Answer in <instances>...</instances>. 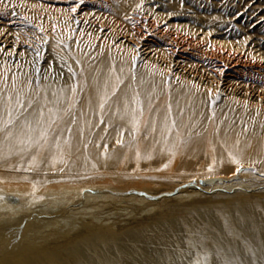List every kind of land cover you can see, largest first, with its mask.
<instances>
[{
  "label": "rangeland",
  "instance_id": "1",
  "mask_svg": "<svg viewBox=\"0 0 264 264\" xmlns=\"http://www.w3.org/2000/svg\"><path fill=\"white\" fill-rule=\"evenodd\" d=\"M166 1L223 28L221 38L231 43L230 52L236 59H232L229 66L233 70H241L238 77L231 74V69L220 73L223 69L221 62L210 57L208 42L211 39H193L190 28L178 30V20L166 22L162 19L160 13L166 11L161 9L159 0H0V212L5 210L6 203L18 201L23 207L41 203L58 209V213L63 211L62 215L67 216L69 203L77 202L76 207L72 206L75 214L65 218V222L54 223V217H51L47 220L52 224L39 233H34L38 228L32 229L30 234H34L31 238L39 246L40 234L44 238L48 235L50 240L65 238L84 226L115 232L157 212L196 202L201 204L203 211L189 216L194 232L188 235L193 244L189 246L186 264H204L208 254L217 257V264H264V227L263 231L253 234L250 247L244 249L243 243L239 245L244 251L240 250L242 253L238 254V260L233 254H224L223 248L212 242L215 238L221 240L219 233L224 225H218V221L239 216L244 204H252L256 212L264 215V0ZM129 5H133L131 10ZM149 23L159 25L161 32L167 30L174 40L154 39L149 33ZM175 39L191 44L195 41L202 52L200 59L181 54ZM143 44L150 45L151 57L149 53H143ZM215 48L219 49L216 53L221 49L228 50L222 44L215 45ZM107 58L110 62H129L124 64L125 68L133 66L130 62L136 60L134 64L138 69L152 75V80L141 87V99L159 94L163 80L175 73L174 67L167 68V63L173 65L179 60L185 63L182 65L192 67L198 75L203 73L206 81L218 82L224 77L231 79L242 95L217 94L218 100H222L220 104L213 105L211 92L199 91L200 102L186 109L187 116L182 114L178 126L167 132L145 134L136 138L134 143L129 139L134 141L135 136L126 134L127 130L119 127L92 135L95 142L87 152L89 154L64 153L59 145L52 144L42 150L35 148L26 152L21 148L20 152L7 153L8 147L18 145L15 138L2 134L8 118L43 121L47 116H62L72 98L84 95L82 86L76 81L83 69L91 65L95 74L96 62ZM251 74L258 76L254 79ZM87 111L84 115L91 112L90 109ZM128 112L129 109L120 113L112 110L120 122L126 119ZM99 183L125 191L134 190L121 196L133 194L142 198V202L130 200L108 206L103 197L79 202L83 200L84 193L80 191L85 190V186ZM213 184L221 185L223 190L200 191L201 187ZM228 185L231 187L227 188ZM49 187L60 192L54 191L48 197L39 194ZM71 188L77 191H71ZM172 188L181 193L195 190L199 194L183 202H166L160 200L164 196L150 199L143 195L145 189L156 194ZM6 189L12 190L11 193ZM101 190L93 194H111L106 189ZM52 200H60L61 203L58 206ZM231 202L238 207H232ZM147 207L151 209L140 212ZM18 213L17 210L11 214L13 222L5 224V227L12 228L18 222L15 217ZM120 213L128 216L124 215L125 219H122ZM208 224L216 229L214 235ZM12 241L9 240V246L15 243ZM241 241L248 243L245 239ZM234 243L238 250L237 242Z\"/></svg>",
  "mask_w": 264,
  "mask_h": 264
},
{
  "label": "bare ground",
  "instance_id": "2",
  "mask_svg": "<svg viewBox=\"0 0 264 264\" xmlns=\"http://www.w3.org/2000/svg\"><path fill=\"white\" fill-rule=\"evenodd\" d=\"M159 4L161 6V9L166 11V13H160L162 19H164L166 22L178 20V30H185L186 28H188L189 30L190 28L193 39H211L208 42V46L211 47L210 57L221 62L223 69L220 70V73L227 71V69H231L229 65L232 63V59H235L232 56L233 54L230 52V47L232 46L231 43H229L227 40L221 38V35L223 34V28L218 27V23H212L206 18L201 17L196 13H191L190 11L180 6H175L172 3L167 2L166 0H159ZM133 5H135V3H133ZM133 5H129L130 7H128V9L131 10ZM149 24L151 28L149 30V33L150 36H152L154 39H159L161 41H163V38L170 41L174 40L173 36H171V33V35H168V32H166L167 30L161 32L158 29V27L160 28L159 25L157 27L152 23ZM138 29L140 28L138 27ZM168 31L170 30L168 29ZM177 35L175 34V36ZM185 38L188 37L186 36ZM174 42L175 45L179 46L180 50H178L181 54H185L188 57L192 56L194 59H200L199 56H202V52L198 49L199 46L195 41L193 44H191V42H187L186 40L184 42H180V40L179 42H177L175 39ZM148 44H143L142 48L143 53L146 55L150 51V45ZM221 44L225 47H228V50L221 49V52L219 51L216 53L215 51L219 49H216L215 45L217 46ZM153 52L155 53V50H153ZM225 53H227L226 56H224ZM168 57L169 56H167V58ZM107 62H110V59L107 58L105 59V61L98 60L96 62L97 65H94V67L97 69L95 74L92 73L93 71L91 65L83 69L81 74L77 77L76 81L80 86H82L84 95L81 98L78 96L72 98L68 102V106L66 107L65 112L64 114H62V116H47L43 121L41 119L27 120L24 118H8V123L5 125L6 128L3 130L2 134L7 137H13V139L15 138L18 145L15 144L16 146L14 147H8L7 153L11 155L14 152H20L21 148H23V150H25L26 152H31L35 148L42 150L46 146L48 147V145L52 144L57 146L59 145L61 152L64 153L73 155L89 154L87 152L90 151V149L92 148V144H94L95 142L92 141V135L97 132H109L114 128L119 127L125 128L127 130H125L127 132L126 134H129L132 137L135 136L134 141H132L133 138L129 139L130 142L134 143L136 142V138L144 136L145 134L152 135V133L167 132L168 130H171L172 128L178 126L182 114L187 116L186 109L189 106H192L193 104L195 105L200 102L201 92L199 91L211 92L210 94L213 97V105L217 103L220 104L222 100H218L217 94L225 93L232 96L241 93L242 95V92L233 86V84L235 85V83L232 84L231 79L224 77L223 79L218 80V82H212L211 80L206 81L203 78V73L201 74L202 76L200 75V73L198 75L196 73L197 71L194 72V70L191 69L192 67H186L187 65H184L185 63L179 60L174 62V64L172 63L173 65H169L167 63V68H171V66L174 67L173 70L175 71V73L174 75H168V78L163 80V85L160 87L159 94L147 98L142 97L143 99H141V87L143 83L145 84L146 81L150 82L152 80V75L138 69V66L134 64L136 63V60H132V62L134 63L130 62V64H132L133 66H129L128 68H125L124 64H129V62L119 63L115 61L110 62L109 64H107ZM182 63L184 64L182 65ZM151 67L153 69L156 68V66H154L153 64L151 65ZM109 68L111 69L109 70ZM231 70V74H236V76L237 74H240L239 72L241 71H238L236 69L233 70V68ZM258 75L251 74L250 77L256 79ZM245 89L246 88H244L243 90ZM259 90L261 91V89L258 88V91ZM49 94L52 96L50 92ZM87 109H90L91 112L88 115H84V111H87ZM126 109H129L130 112H128L126 119L122 122H120L118 117L113 115L112 113V110L114 112L118 111L120 113L122 111H125ZM76 111L78 112V114L76 113ZM127 141L128 140H124L123 142ZM105 181L107 180L105 179ZM8 186L6 187L9 188ZM17 186L15 187L16 189ZM85 187H87L85 188V190L80 191V193L82 192L84 194L82 195L83 200L79 202L87 201L89 199H95L97 197H103L104 199H106L108 201V206L111 204L119 205L130 200L142 202V198L134 197L133 194L128 195L127 193L126 197H123V195L121 196V194H124L126 192H135L134 190L126 189L125 191L124 189L118 187H111L108 185L105 186L104 184L100 183ZM138 187L139 186H137V189ZM226 187L230 188L231 186L229 187L228 185ZM241 187H244V185H242ZM11 188L14 187H10V189ZM101 189H106L111 194L103 195L102 192V195L93 194L99 192ZM22 190H24L23 187ZM218 190H223L221 185L213 184L200 188V191L204 193L214 192ZM10 191L8 190L7 193H11ZM54 191L60 192L57 189L55 190V188L53 190L49 187V189L40 191L39 194L48 197ZM71 191L76 192L77 190L75 188H71ZM170 191L166 190L160 193L152 194L153 192L151 193L148 189H145L143 195L150 199H153L157 195H159V199L161 196H164V198L160 200L166 202L167 200L183 202L199 194L195 190L181 193L172 188ZM117 194H120V196H118ZM52 201L57 204L61 203L60 200ZM76 203L77 202L74 201L69 203V209L67 208L66 211L67 213H69L67 216L62 215L64 213L63 211L58 213L56 212L58 211V209L56 210L53 207L44 206L41 203L30 205L28 207H23L18 201L6 203L5 210L0 212V264H186L185 259L189 257V246L193 244L191 240L192 238L188 235L189 233L194 232V225L192 224V220L189 216L193 213H202L203 211L201 204L194 202L188 205L172 207L170 209H167L166 211L157 212L150 217L133 221L131 222V224H129L130 226L122 227L115 232L110 231L106 228L84 226L76 234L65 238L62 237L50 240L48 239V235L46 238H44L40 234L39 237H41L42 239L40 241L41 244L39 246L35 245V240H33L31 236H33L34 233H39L42 228L48 227L50 224H52V222H65V218L69 216L73 217L75 212H72V210L74 209L72 208V206L76 207ZM234 203L235 202H231L230 205H232V207L237 206ZM239 203H242V201ZM149 204L151 205L152 203ZM244 205L242 206L244 208L239 210V216L231 217V219H226V221L221 219L218 221V225H220L221 223H223L224 225L223 231H220L219 233V237L221 240L218 241L215 238V240L212 241L214 242L215 246L223 248L224 254H233L237 258V260L238 254L242 253L240 252V250L244 251V249L250 247V242L254 240L253 234L259 233V231L264 227V215L256 212L252 204ZM150 209L151 207H147L145 209H141L140 212L149 211ZM17 210L19 211V213L15 217L18 218V222L14 224L12 228H8L7 225L5 227V224H12V219H14V216H12L11 214L16 213ZM120 215L122 216V219H125L124 215L128 216L127 213H120ZM61 216L63 217L58 218ZM51 217H54V219H52V222L47 220ZM178 223H180V226H178ZM35 228H38V230H33L34 233L30 234L32 229ZM208 228L214 235L216 229L210 224H208ZM241 239H245L246 241H248V243L241 241ZM9 240H13L12 242L15 243H11V245H13L9 246ZM235 241L237 242L238 250L236 249V245L234 243ZM241 243L244 244V249H241L239 247ZM208 245L212 244L209 243ZM210 247L211 246H208V249H210ZM217 262L219 263L217 257L213 256L212 254H208V257L205 260L204 264H217Z\"/></svg>",
  "mask_w": 264,
  "mask_h": 264
},
{
  "label": "water",
  "instance_id": "3",
  "mask_svg": "<svg viewBox=\"0 0 264 264\" xmlns=\"http://www.w3.org/2000/svg\"><path fill=\"white\" fill-rule=\"evenodd\" d=\"M202 183V182H201Z\"/></svg>",
  "mask_w": 264,
  "mask_h": 264
}]
</instances>
